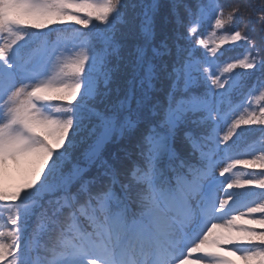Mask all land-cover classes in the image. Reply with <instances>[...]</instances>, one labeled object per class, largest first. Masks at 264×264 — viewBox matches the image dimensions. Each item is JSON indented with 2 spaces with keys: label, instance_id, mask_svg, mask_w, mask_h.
<instances>
[{
  "label": "snow or ice",
  "instance_id": "6c2138e0",
  "mask_svg": "<svg viewBox=\"0 0 264 264\" xmlns=\"http://www.w3.org/2000/svg\"><path fill=\"white\" fill-rule=\"evenodd\" d=\"M0 264H264V0H0Z\"/></svg>",
  "mask_w": 264,
  "mask_h": 264
},
{
  "label": "trees",
  "instance_id": "16d2710c",
  "mask_svg": "<svg viewBox=\"0 0 264 264\" xmlns=\"http://www.w3.org/2000/svg\"><path fill=\"white\" fill-rule=\"evenodd\" d=\"M252 139H255V137H252ZM243 151H244V146L242 145L241 148L239 149V152L242 153ZM239 171L243 173V172H246V171H253V170H244L243 167L241 166L239 168ZM256 171H258V170H256Z\"/></svg>",
  "mask_w": 264,
  "mask_h": 264
}]
</instances>
